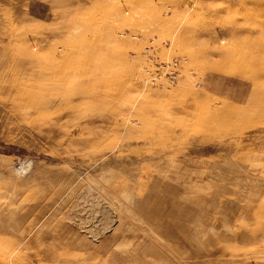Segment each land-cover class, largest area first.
<instances>
[{"label": "rangeland", "instance_id": "374dc122", "mask_svg": "<svg viewBox=\"0 0 264 264\" xmlns=\"http://www.w3.org/2000/svg\"><path fill=\"white\" fill-rule=\"evenodd\" d=\"M0 264H264V0H0Z\"/></svg>", "mask_w": 264, "mask_h": 264}, {"label": "built area", "instance_id": "2783aa9c", "mask_svg": "<svg viewBox=\"0 0 264 264\" xmlns=\"http://www.w3.org/2000/svg\"><path fill=\"white\" fill-rule=\"evenodd\" d=\"M151 47H154L151 45L147 49L149 50ZM181 70V66L179 61H169V62H162L159 66V73L158 72H149V81H152V83L156 84L159 83H166V84H173L177 77L178 73ZM162 78V79H161ZM161 79V80H160Z\"/></svg>", "mask_w": 264, "mask_h": 264}, {"label": "bare ground", "instance_id": "6f19581e", "mask_svg": "<svg viewBox=\"0 0 264 264\" xmlns=\"http://www.w3.org/2000/svg\"><path fill=\"white\" fill-rule=\"evenodd\" d=\"M23 165V164H22ZM26 166V165H25Z\"/></svg>", "mask_w": 264, "mask_h": 264}]
</instances>
